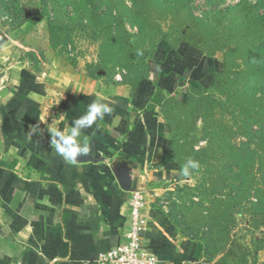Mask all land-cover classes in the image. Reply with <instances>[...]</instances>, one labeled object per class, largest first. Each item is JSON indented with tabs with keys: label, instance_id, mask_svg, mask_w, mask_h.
Wrapping results in <instances>:
<instances>
[{
	"label": "crops",
	"instance_id": "obj_1",
	"mask_svg": "<svg viewBox=\"0 0 264 264\" xmlns=\"http://www.w3.org/2000/svg\"><path fill=\"white\" fill-rule=\"evenodd\" d=\"M17 44L0 22V264H95L125 241L135 190L146 194L141 244L158 264H221L207 261L201 243L153 201L157 186L178 177L154 94L180 89L182 100L189 86L209 87L217 60L186 43L159 44L145 79L104 91L62 61L35 64ZM95 100L114 111L84 130L90 155L66 161L52 129L66 132Z\"/></svg>",
	"mask_w": 264,
	"mask_h": 264
},
{
	"label": "rangeland",
	"instance_id": "obj_2",
	"mask_svg": "<svg viewBox=\"0 0 264 264\" xmlns=\"http://www.w3.org/2000/svg\"><path fill=\"white\" fill-rule=\"evenodd\" d=\"M63 3L70 4L67 14ZM72 3L83 15L70 16ZM90 5V0H0V22L35 64L62 61L92 89H129L136 78L149 75L159 43L176 48L185 42L215 58L217 80L210 89L186 88L182 100L180 89L161 94L159 110L178 177L157 186L153 201L180 234L201 243L207 260L264 264V133L248 134V127L256 131L264 121V0H109L111 14L103 20L93 19ZM48 20L59 24L53 46ZM110 28L116 33L108 44ZM250 103L261 107L251 115L252 126L245 122ZM188 159L200 167L186 176Z\"/></svg>",
	"mask_w": 264,
	"mask_h": 264
},
{
	"label": "clouds",
	"instance_id": "obj_3",
	"mask_svg": "<svg viewBox=\"0 0 264 264\" xmlns=\"http://www.w3.org/2000/svg\"><path fill=\"white\" fill-rule=\"evenodd\" d=\"M113 111L109 103L95 100L87 106L85 114L72 122L66 132L52 129L51 144L55 151L70 162H76L78 157H88L91 146L87 137L82 135L84 130L92 128L97 121H103L104 117L111 115ZM199 167L198 161L188 159L183 167V173L187 176L190 170H197Z\"/></svg>",
	"mask_w": 264,
	"mask_h": 264
},
{
	"label": "built area",
	"instance_id": "obj_4",
	"mask_svg": "<svg viewBox=\"0 0 264 264\" xmlns=\"http://www.w3.org/2000/svg\"><path fill=\"white\" fill-rule=\"evenodd\" d=\"M145 199L146 194L142 190L131 193L129 230L125 235V241L100 253L95 264H158V257L141 244L140 231L146 222L141 214ZM13 264H21V262L16 261Z\"/></svg>",
	"mask_w": 264,
	"mask_h": 264
},
{
	"label": "trees",
	"instance_id": "obj_5",
	"mask_svg": "<svg viewBox=\"0 0 264 264\" xmlns=\"http://www.w3.org/2000/svg\"><path fill=\"white\" fill-rule=\"evenodd\" d=\"M65 4L66 3H63L61 7L62 8H65V14H67L68 10L66 8L70 4H67V5H65ZM90 4H91L90 6L92 7L91 16L93 17V19L103 20V19H105L106 17H108L111 14L110 13V10L108 8L109 0H90ZM82 6H85V3H83ZM71 9H72L71 12H69L70 16L83 15V12H81V11L79 12V9H80L79 4L72 3ZM24 19L25 20H30L32 22H37V19L31 18L30 16H25ZM57 28H59V24L57 22H55V21L52 22V21H49L48 20V22H47V30H48V36H49V42H50V44L52 43V37H53V35L55 33V30ZM115 33H116L115 32V29L114 28H110L109 31H108V34L104 37V42H106V43L109 44L110 41L114 40L113 37H114ZM165 43L168 45L169 48H173L171 45H169V43H167V42H165ZM262 45H264V43H262ZM51 46H53V44H51ZM155 52H156V49L152 52V55H154ZM207 56H211V55L207 54ZM147 70L149 71L150 70V67H147ZM147 76L148 75H147V72H146L144 75L139 76L138 78H136V80L134 81L133 85L130 88H132L133 86H135V84H137L140 80L145 79ZM216 80H217V74H214L212 83H211V85L209 87L205 88V87H203V86L200 85L199 87L189 86V88L195 89L197 91H206V90L210 89L214 84H216ZM184 94H185L186 97H188L187 92H185ZM162 98H164V97L161 95V89L158 87L157 91L154 94L153 102L156 103V104H159L161 106V104H162L163 101L162 102H160V101L162 100ZM248 109H249L250 115H249V117L247 118V120L245 122L247 124H249V125L252 126V123L250 122L251 115L253 113H256V114L259 113V111L261 110V107H260V105L253 106L250 103L249 106H248ZM261 122H263V123H260V122L258 123V126L257 127H259V129L256 130V131L255 130H252V129H250V127H248V134L252 135L253 133L259 132L261 129L262 130H261L260 133L261 134L264 133V121H261ZM172 156L175 159V157L173 155V152H172ZM175 161L177 162L176 159H175ZM248 161L251 162V160H248ZM184 236H187V235H184ZM187 237H189V236H187ZM189 238H192V237H189ZM207 261H209V260H207Z\"/></svg>",
	"mask_w": 264,
	"mask_h": 264
}]
</instances>
